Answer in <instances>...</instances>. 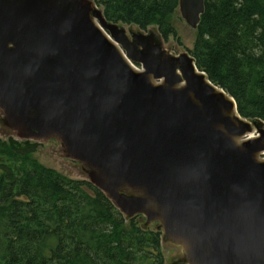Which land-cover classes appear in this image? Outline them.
Here are the masks:
<instances>
[{
    "label": "water",
    "instance_id": "95a60500",
    "mask_svg": "<svg viewBox=\"0 0 264 264\" xmlns=\"http://www.w3.org/2000/svg\"><path fill=\"white\" fill-rule=\"evenodd\" d=\"M179 12L197 30L205 0ZM162 48L83 0H0V112L26 141L61 142L187 264H264V122Z\"/></svg>",
    "mask_w": 264,
    "mask_h": 264
},
{
    "label": "trees",
    "instance_id": "16d2710c",
    "mask_svg": "<svg viewBox=\"0 0 264 264\" xmlns=\"http://www.w3.org/2000/svg\"><path fill=\"white\" fill-rule=\"evenodd\" d=\"M180 0H97L114 24L156 26L165 41ZM189 54L264 122V0H205ZM40 144L0 138V264H165L162 233L126 219L100 189L41 164Z\"/></svg>",
    "mask_w": 264,
    "mask_h": 264
},
{
    "label": "rangeland",
    "instance_id": "374dc122",
    "mask_svg": "<svg viewBox=\"0 0 264 264\" xmlns=\"http://www.w3.org/2000/svg\"><path fill=\"white\" fill-rule=\"evenodd\" d=\"M87 3L94 4L98 10L103 12V9L97 5V0H83ZM173 26L176 29V36L171 37L168 41H165L158 28L156 26L150 27L147 31L140 30L137 26L121 25L118 24L120 29H123L129 39L132 41L133 35L142 34L151 38L154 43L161 44L162 49L171 55H180L188 53L193 50L197 40V30L192 29L185 20L181 17L179 9L172 20ZM137 67V66H136ZM138 68V67H137ZM0 138L8 140L14 138L18 141L24 140L19 133L11 128L7 123L4 115L0 112ZM40 144L39 150L35 153V158L44 166L54 169L59 173L73 179L92 182L93 171L86 165L80 164L72 160L65 148L57 139H45L42 141H31ZM113 203V202H112ZM114 204V203H113ZM116 207V206H115ZM117 208V207H116ZM118 209V208H117ZM119 210V209H118ZM126 219V215L122 214ZM139 218L140 225L143 229L157 230V224H147L144 216H137ZM162 253L164 256L165 264H187L185 261V254L183 249L172 242L163 239L162 234Z\"/></svg>",
    "mask_w": 264,
    "mask_h": 264
},
{
    "label": "bare ground",
    "instance_id": "6f19581e",
    "mask_svg": "<svg viewBox=\"0 0 264 264\" xmlns=\"http://www.w3.org/2000/svg\"><path fill=\"white\" fill-rule=\"evenodd\" d=\"M250 136H251V138H255V137H256V134L253 133V134H251Z\"/></svg>",
    "mask_w": 264,
    "mask_h": 264
}]
</instances>
